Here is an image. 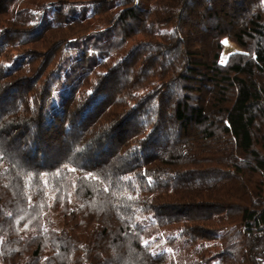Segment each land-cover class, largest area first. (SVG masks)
<instances>
[{
	"label": "trees",
	"instance_id": "16d2710c",
	"mask_svg": "<svg viewBox=\"0 0 264 264\" xmlns=\"http://www.w3.org/2000/svg\"><path fill=\"white\" fill-rule=\"evenodd\" d=\"M199 262L264 264V0H0V264Z\"/></svg>",
	"mask_w": 264,
	"mask_h": 264
},
{
	"label": "rangeland",
	"instance_id": "374dc122",
	"mask_svg": "<svg viewBox=\"0 0 264 264\" xmlns=\"http://www.w3.org/2000/svg\"><path fill=\"white\" fill-rule=\"evenodd\" d=\"M223 42H224V47H223L221 54H220V57H219L220 62H224L226 60V57L230 51L237 49V46L234 43L229 42L227 40H223ZM225 42H227V43H225ZM199 264H214V262L213 263H211V262H199Z\"/></svg>",
	"mask_w": 264,
	"mask_h": 264
},
{
	"label": "snow or ice",
	"instance_id": "6c2138e0",
	"mask_svg": "<svg viewBox=\"0 0 264 264\" xmlns=\"http://www.w3.org/2000/svg\"><path fill=\"white\" fill-rule=\"evenodd\" d=\"M225 43H227V42H225Z\"/></svg>",
	"mask_w": 264,
	"mask_h": 264
}]
</instances>
